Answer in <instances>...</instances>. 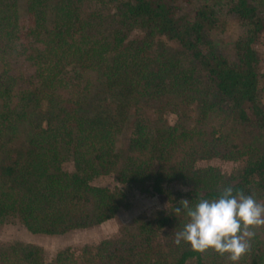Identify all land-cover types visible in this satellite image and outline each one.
<instances>
[{"label": "trees", "instance_id": "trees-1", "mask_svg": "<svg viewBox=\"0 0 264 264\" xmlns=\"http://www.w3.org/2000/svg\"><path fill=\"white\" fill-rule=\"evenodd\" d=\"M16 1L0 0V224L12 217L30 233L55 235L104 222L128 204L123 189L90 183L112 173L121 186L163 195L168 211L124 226L93 249L60 250L48 264H231L173 243L187 220L175 208L182 199L194 205L215 198L229 185L262 196L264 151L249 157L232 182L212 167L193 166L194 131L160 119L154 132L143 109L153 100L162 105L166 94L195 92L200 119L214 111L264 135V72L254 48L263 23L255 0H226L243 30L233 63L201 47L221 0H204L191 16L177 13L179 1L191 0H108L116 4L106 15L112 40L103 46L96 18L81 16L80 0H25L21 17ZM131 28L142 37L120 48ZM155 37L175 43L179 55L158 45L155 57L145 55ZM22 65L31 70L11 73ZM68 161L71 171L61 167ZM175 181L187 190L165 188ZM263 263L264 254L251 247L244 264ZM0 264H42L41 249L0 247Z\"/></svg>", "mask_w": 264, "mask_h": 264}, {"label": "rangeland", "instance_id": "rangeland-1", "mask_svg": "<svg viewBox=\"0 0 264 264\" xmlns=\"http://www.w3.org/2000/svg\"><path fill=\"white\" fill-rule=\"evenodd\" d=\"M54 1L49 0L51 3ZM203 1H179L177 3V13L191 16L193 10L200 6ZM254 2H256L258 16L263 23V29L259 33L254 48L259 54V70L264 72V0H255ZM24 3L25 0L16 1V11L19 17L24 14ZM115 4L116 2H109L108 0H80L79 2L81 16L96 18V24L93 25L102 31L101 34L97 35L100 38L97 43L99 46H103L106 39L109 42L112 40L108 35L110 21L106 15L114 11ZM218 7L217 22L207 35L206 40H208V43L201 47L205 51L210 48L215 53L225 57L228 62L233 63L237 60L234 43L243 30L235 15L228 10L226 0H221ZM142 35L143 32L136 28L124 31L120 48L127 41L139 40ZM75 36L76 34L74 38ZM157 45L165 47L166 55L168 56L179 55L177 53V45L166 41L163 37H155L145 55L155 57ZM107 48L110 47L108 46ZM159 59L161 62L167 60L166 57H159ZM180 63L184 65L183 67H189L190 65L183 57ZM24 66L12 68L11 73L16 75L19 72L25 73V71L31 70L30 67ZM197 76L202 77V72L199 75L197 74ZM87 77L88 81H91L94 76L89 73ZM182 97L184 99H181ZM160 100L162 105L158 103L160 101L153 100L147 103L143 109L148 115L153 131L156 132L160 119L167 125L177 123L184 129L194 131L193 140L197 144L195 149L199 150L192 158L195 168L212 167L234 182L248 158L253 154H259L264 151V135L256 128L232 121L229 118L224 119L223 114H216L214 111L207 113L204 119H200L201 104L195 92H191L187 96L186 94H181L180 96L166 94ZM173 104H176V107ZM122 137H119L120 143L122 142ZM203 149L205 151L201 152ZM200 154H202L201 157H199ZM61 167L63 170L71 171L72 163L69 161L64 162ZM90 183L110 190L114 187L123 189L128 203L127 206L118 208L115 215L104 222L82 229H70L62 234L55 235L30 233L15 218L10 217L0 224V247L4 248L13 243L36 245L41 249L42 264H48L60 250L68 248L74 254H78L84 247L93 249L104 239L119 237L123 234L124 226L133 228L135 222H153L157 215L168 211L169 204L163 195L121 186L114 180L112 173L94 177ZM165 188L173 191L187 190L186 186L176 181L166 184ZM256 199L259 202H264V194L256 197ZM254 231L255 236L251 240V247L254 249L258 248V252L264 254V227L254 229ZM249 257L250 251L240 259V263H247Z\"/></svg>", "mask_w": 264, "mask_h": 264}, {"label": "clouds", "instance_id": "clouds-1", "mask_svg": "<svg viewBox=\"0 0 264 264\" xmlns=\"http://www.w3.org/2000/svg\"><path fill=\"white\" fill-rule=\"evenodd\" d=\"M179 203L175 213H184L187 220L175 232L173 243H186L201 254L215 252L231 264H238L250 251L254 229L264 227V202L254 193L234 192L231 185L215 198H200L194 205L188 199Z\"/></svg>", "mask_w": 264, "mask_h": 264}]
</instances>
